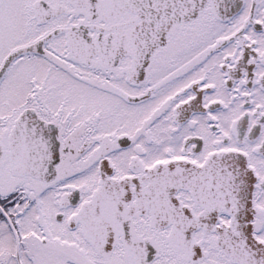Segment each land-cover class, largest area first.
<instances>
[{"label": "snow or ice", "instance_id": "1", "mask_svg": "<svg viewBox=\"0 0 264 264\" xmlns=\"http://www.w3.org/2000/svg\"><path fill=\"white\" fill-rule=\"evenodd\" d=\"M0 264H264V0H0Z\"/></svg>", "mask_w": 264, "mask_h": 264}]
</instances>
